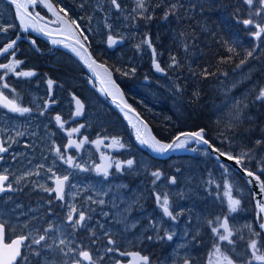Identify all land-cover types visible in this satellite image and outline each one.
Returning <instances> with one entry per match:
<instances>
[{
    "label": "rangeland",
    "instance_id": "obj_1",
    "mask_svg": "<svg viewBox=\"0 0 264 264\" xmlns=\"http://www.w3.org/2000/svg\"><path fill=\"white\" fill-rule=\"evenodd\" d=\"M70 1L72 6L67 11L71 13L72 21H75V24L79 26L77 29L82 42L121 65L118 67L122 73L124 72V76L120 77V81L126 84L127 91L131 97L137 99L142 111L153 116L162 114L161 119L164 121L162 125L171 126L170 123H172L173 128H178L182 132L196 131L192 130V124L188 120L182 101L180 87L168 67H165L167 71L165 77H158L152 72L151 51L147 43L144 42L151 36V28L145 21L146 11L138 8L137 0H117L121 6L119 12L114 10L111 0ZM250 8L251 19L255 23L264 25V10H261L260 15L255 14L260 9V5L254 4ZM13 18L10 8L0 0V30L7 29L5 35H0V40H7L17 33V24L15 25ZM51 21L55 22L53 18ZM246 27H248L249 37L255 46L254 55L232 74L222 76L210 87L209 108L213 114L212 135L220 143L235 149L236 153L227 150L224 152L233 157H240L242 164L254 168L255 171L251 172L264 182V140L260 145H251V148L249 147L250 149L247 150L241 146L240 137L233 128L240 123L255 122L259 113L264 110V100L256 99L260 89L264 88V33L260 38H256L253 33L257 29L253 25H246ZM170 32V41L180 45L178 33L171 30ZM109 35L124 38L128 45L112 52L109 51L105 46ZM16 52L10 53L3 62V64H13L12 70L4 69L3 72L6 77L10 78L8 80L11 87L8 90L9 97L24 99V91L18 92L17 90L18 82L24 83L22 87H25L26 83L34 87L41 79L37 71L34 70L37 64H29L26 67L22 62V55ZM156 52L159 61L161 52L157 49ZM14 61H19V63H14ZM52 62L50 64L54 67H62L65 70L55 72L52 77L43 78V81L60 82L65 86L85 91L88 103L86 128L88 164L90 165L93 157L97 156L98 151L105 153L104 147L109 143H115L120 151L112 154L110 163H113L114 159H121L124 161L126 172L139 174L142 177L140 181H136L132 188L138 186L135 192L139 199L145 194L143 199L149 203L150 211H140L141 207H138L137 200L115 194L119 188L130 187L123 183L108 182L122 181L114 179L112 171L108 170L109 174L105 178L104 175H99L95 169H90L88 165L86 168L82 163L80 167L88 169L83 171L74 166L77 164L75 159L72 166V181L76 182L66 190L63 199H57V194L54 191L45 190L52 189L51 180L54 176L52 171L54 166L61 164L58 158L62 152L61 149L58 154L55 149L62 148V145L51 139L49 125L42 123L41 120L44 116L40 95L37 90H32L31 107L22 101L16 104L19 107L29 108L28 113H14L8 109L3 111L6 113L5 116L0 114V132L3 133L8 147L11 148L22 143L28 144L25 149L12 152V156L8 157L10 163L3 167L0 166V174H10L16 185L23 184V187L27 189L25 192L32 193V196H28L27 193L26 196L35 198L38 208L43 209L41 215L47 216V213L52 212L55 207L61 210L63 216L58 220L65 224L68 232L73 234V238H70L65 245H59V240L63 239L60 235L67 228H59V225L54 226L52 222L55 218L51 217L47 229L51 226L52 230L47 233L46 241L38 247L33 246L32 243L29 244L31 247H27L23 255L26 259H21L17 264H74L75 259L79 258L78 253L81 250L91 251L96 264H117V262L130 264L131 259L126 255L118 257L114 251L110 255V260L107 261V246L98 249L89 243L84 244L82 241L76 240V238L80 239L81 233L89 238L95 226L102 228L103 233L100 235H104L105 240L108 239L105 231L114 240L117 235L124 236L123 245L118 242L115 246L111 245V247L118 248L119 253L137 252L142 254L148 250L153 251L154 245L162 241L163 243L156 246V251L160 256L164 255V251L167 253L152 264H181L185 260H189L192 264H217L220 253H216L213 247L217 243L220 244L221 251L233 259L234 264H249V262L250 264H264V262L252 258L250 247L252 241H255L257 248L260 249L258 254H264L263 235L258 228L260 219H257L252 193L246 181H242L226 164L218 162L202 146L192 145L187 150V152L192 151L191 155L186 154L169 160L162 161L151 157L142 159L138 156L141 151L132 127L119 115L116 116L115 108L111 102L106 100L87 77L85 78L80 73V67L78 68L68 57L57 53L54 54ZM67 70L73 71V73L70 74ZM20 72H32L34 75H17ZM51 101L52 99H49L43 103L48 104ZM37 108H39L38 111ZM165 109L169 110L170 114L166 113ZM79 126V123H71L69 129L72 138L75 135H80L79 131H73ZM261 130L264 134V126L261 127ZM92 135L94 136L92 137ZM204 138H206V133ZM134 148L136 150L131 151ZM71 151L73 158L78 157L79 148L71 145ZM102 157L104 158L106 155L103 154ZM129 159L134 162L131 167L126 164ZM201 164L207 166L206 171L200 168ZM0 165H3L1 160ZM154 171L162 173L160 179L155 183H153L155 178L151 175ZM170 175L175 176L177 180L175 187L168 183ZM155 193L161 194V199L163 194H167L170 211L177 215L175 221L165 218L161 207L160 210L156 209ZM132 195L135 196L133 193ZM232 199L240 201L236 211L230 209V200ZM100 200H103L104 203H98ZM94 203L103 205L108 210L98 209L94 212V209L90 207ZM72 207L77 209L74 218L81 211L88 217L83 227L73 228L67 223V216ZM133 211H137V215L131 220L128 217L132 215ZM0 212H3L1 202ZM94 215H97L95 222ZM108 215L110 216L109 221H103ZM32 217L36 219L35 216ZM225 218H227L229 230L232 232L230 237L234 242L232 244L218 241L217 234L212 231V228L215 227L220 234H226L221 227ZM29 220L23 218V223L29 225ZM150 223L155 225V230L150 227ZM116 224L118 228L115 227ZM132 224H135V227H132ZM37 228V224H31L30 230L27 231L28 234H33ZM136 228L139 230L132 233ZM84 229L90 233L85 235ZM41 231L44 230L41 229ZM166 232L174 233L171 241L166 238L156 239L157 233L164 236ZM129 233L132 235L129 236ZM148 236H152L153 239L148 240ZM46 245H51V247ZM70 249H75V251H70ZM36 252L40 254L36 255ZM81 264H86V262L82 260Z\"/></svg>",
    "mask_w": 264,
    "mask_h": 264
},
{
    "label": "trees",
    "instance_id": "obj_2",
    "mask_svg": "<svg viewBox=\"0 0 264 264\" xmlns=\"http://www.w3.org/2000/svg\"><path fill=\"white\" fill-rule=\"evenodd\" d=\"M173 5L175 8L172 7ZM144 6L147 14L145 21L151 28V36L146 39L154 44L152 45L155 46V51L157 49L161 52L159 63L162 68L165 70V67H168L175 77L181 90L188 120L192 124V130L203 129L206 139L216 149L236 153L235 149L220 143L212 135L213 114L209 108L210 87L222 76L232 74L254 55V43L249 37L248 27L243 23L244 20L251 19V8L245 0H145ZM166 14L167 18H165ZM170 30L178 33L180 45L170 41ZM127 45L128 42L125 40L123 46ZM87 47L93 57L104 65L118 83L127 100L150 126L160 142H170L182 132L178 128H173L172 123H170L171 126L162 125L164 123L161 119L162 114L158 116L145 114L141 105L137 103V99L131 97L127 91L126 84L120 81V77L124 76V72L122 73L118 67L121 65L107 58L102 52L95 51L92 46ZM249 52L252 53L251 56L248 55ZM173 57L178 65H173ZM80 73H83L82 69ZM87 79L94 85L88 76ZM95 88L97 89L96 86ZM100 94L109 100L102 92ZM165 111L170 114L169 110L165 109ZM115 112L122 118L116 109ZM127 124L131 126L128 122ZM263 126L264 110L259 113L255 122L240 123L233 128L240 137L241 146L248 150L251 145H260L264 140L261 130ZM256 140L260 143L258 144ZM240 165L243 169L255 171L246 164L241 163ZM227 167L242 181H245L236 170L228 165ZM200 168L203 171L207 170V166L203 164ZM262 244L264 250V235Z\"/></svg>",
    "mask_w": 264,
    "mask_h": 264
},
{
    "label": "flooded vegetation",
    "instance_id": "obj_3",
    "mask_svg": "<svg viewBox=\"0 0 264 264\" xmlns=\"http://www.w3.org/2000/svg\"><path fill=\"white\" fill-rule=\"evenodd\" d=\"M3 1V0H2ZM51 3L55 6L57 11L64 16L67 20L70 21L72 24V16L71 13L67 11V9H70L72 6V3L70 0H50ZM4 5H6L8 8H10L12 12V16L14 17V23L15 25L17 24V33L15 35L11 36L7 40H0V49H3L12 42L13 40L16 41L15 46L13 51L7 53L6 55L2 56L0 58V64H3V62L8 58L10 53L12 52H19L22 56L21 58L23 59V64L26 65V67L29 64H37L34 67V70L37 71L39 74V78L41 81L38 82L37 86H30L29 83H26L25 87H22V84H24L22 81L18 82L17 90L18 92L24 91V99H13L10 96V93L8 90L11 89L9 86L8 80L10 79L9 77L5 76V73L3 72V68H0V94H2L3 97H6L8 101H12L15 104L18 102L22 101L23 103H27L28 106H32L31 100H32V90H37V93L40 95V101L42 103V114L44 117H42V123L47 124L48 129L51 133V139L54 140L55 142L60 143L62 145V148H58L59 151L62 149V152L60 153V157L58 160H60L61 164L58 166H54L53 169V178L51 180V187L54 189L56 187V178L60 177L63 178L65 175L68 176V181L65 182L64 184V189H63V194L66 192L67 189L71 188V185L74 184L76 181H72V166H70L68 163L65 162L67 157H72V151H71V145H76L79 144V155L78 157L76 156L73 158V160H76L77 164H85V167L88 165L90 169H97L98 167L103 168L105 166L110 165V167L107 168V171L110 170L112 171V174L114 175V179L117 180H122V181H108V182H115L118 184H125L132 188L135 184L136 181H140L142 177H140L139 174H131L129 172H126V167L124 164V161L121 159H114V162L110 163V160H112V154L119 152L120 150L117 148L115 143H109L104 147V152L105 153H100L98 151L97 156H94L90 165L88 164V159H87V149H88V134L86 133V128H87V117H88V103L86 99V94L85 91L82 89H78L76 87H70V86H65L60 82H53L51 86L49 85V80L43 81V78L46 77H52L55 72H61L64 71L62 67H54L50 63L52 62L53 56L55 53L61 54L65 57H68L71 61H73L79 69H82L81 66L76 62L71 56L66 54L65 52L58 50L54 48L53 46H50L47 44L44 40H42L40 37L36 36L33 33L24 31L21 25L18 23L14 10L13 8L4 2ZM114 6V5H113ZM60 9H64V12L67 13V15H64V12H60ZM115 10V7H114ZM121 10V6L119 10H115L116 12H119ZM29 11L32 12H39L40 16L43 19H40L41 22L46 23L50 25L51 27H61V22L58 21L57 18L53 17L45 8L42 4L37 5L36 7H29ZM56 22H52L51 19ZM74 27L75 31L77 32V35L79 36L81 40V36L79 34V30L76 27V24H72ZM0 35L6 34V31H3L2 29L0 30ZM82 41V40H81ZM35 42V43H33ZM16 52V53H17ZM48 64V67L46 65ZM83 70V69H82ZM68 73L72 74L73 71L67 70ZM82 75L87 77V74L83 70ZM7 85V87H4V85ZM55 91V92H54ZM16 98V97H15ZM49 99H52V101L48 104H44L43 102L48 101ZM77 101H79V109H77L76 104ZM9 108L4 107L3 102H0V114L6 115L5 110H8ZM37 111L39 108L36 109ZM79 111V115L77 112ZM59 116L61 118L60 123H57L56 117ZM116 116H118L116 114ZM71 123L76 124L79 123L78 131L80 132V135H75L73 138L70 135V126ZM61 124L63 127H61ZM84 132V134H82ZM96 132V131H95ZM3 133L0 132V143H3L4 147H6L8 150L4 153H0V157H2L1 163L3 165H0L1 167L5 166L7 163H10L8 157L12 156V152L19 150V149H25L28 144L27 143H22L19 144L18 146L8 147V144L6 143L5 137L2 135ZM79 136V137H78ZM94 135H92L93 137ZM96 136V135H95ZM19 143V142H18ZM16 144V143H15ZM77 148V147H76ZM57 149V148H56ZM55 149V152H56ZM99 149V148H98ZM136 150L135 148L131 151ZM139 150L141 151L138 156L142 157V159H146L150 157L146 151L139 146ZM108 153V154H107ZM103 154L106 155V157H102ZM61 155L64 157V159H61ZM13 161V160H12ZM11 161V162H12ZM164 161V160H162ZM120 163L121 169L117 170L116 169V164ZM96 165V166H95ZM81 169H84L83 167H80ZM87 168V167H86ZM2 175H7L8 176V181L5 182V187H7V184L12 185L13 190H8L4 192H0V202L2 203V209L3 212H0V222L5 224V237H4V242L5 243H11L12 240L18 238L19 236H27L29 239L26 241L25 244H31L32 240L34 238H37L39 235H43L44 231H41V229L45 230L48 227L49 220L51 217H54L52 224L54 226L59 225V228H67L65 227V224L59 221L63 214H61V210L56 209V207L52 210V212L47 213V216L41 215V211L43 209L38 208V204L35 201V198L28 197L32 196L31 192H25L27 189L23 187V184L16 185V183L13 181V178L11 177L12 175L10 174H2ZM99 175H103L102 172H99ZM34 181V180H31ZM170 185V184H169ZM177 185V181L175 182V185L172 187H175ZM171 186V185H170ZM138 186L130 189L127 187H124L125 189L129 190L131 193L136 195L135 189ZM147 189H149L147 187ZM117 191V190H116ZM145 191V189H144ZM143 191V192H144ZM26 193L28 196H26ZM56 194V192L54 191ZM156 194H154V201H155V206L156 209L160 210V206L156 202ZM144 195L139 199L137 198V201L139 202L138 207H141L140 211H150V205L147 201H145ZM134 196V195H133ZM81 198V197H80ZM52 205H54L52 203ZM94 207V212H96L98 209H96V205L90 206ZM101 210V209H99ZM108 210V209H106ZM161 211L163 213V210L161 208ZM133 217H136L137 211H133ZM164 215V214H163ZM32 216H35L36 219H33ZM95 220H97V215H94ZM165 217V216H164ZM23 218H28L30 219L29 225H26L23 223ZM169 218V217H165ZM59 219V220H58ZM61 223V224H60ZM31 224H37V229L35 232L31 235L28 234V230L31 228ZM144 224V223H142ZM136 230H139V228H136L135 230L132 231V233ZM85 235L89 234L90 231L87 229H84ZM103 233L102 228L99 226L94 227V231L91 233L92 235L89 236H84L83 233L80 234V239L76 238L77 241H82L84 244L89 243L92 245V247H97L98 249H102L105 246L111 247V245L107 244V240L104 239V235H100ZM132 233H129L132 235ZM64 235H68L69 238H73V234L68 232L65 229L64 232L60 235L64 239ZM66 241V242H67ZM43 243V242H42ZM163 243L160 241L159 243L155 244L154 250H148L140 254L141 256H147L149 258V264L154 263L156 260H159L161 257L166 255L167 251H164V255L162 254L161 256L159 253L156 251V246ZM35 247H38L36 244H32ZM27 247H24L22 250V255H24V251L26 250ZM90 254L93 257L94 260V255L89 251ZM113 252H107V261L110 260V255ZM114 253L119 257L120 253L119 251H114ZM137 253V252H135ZM129 259H131L130 264L132 263L133 256L131 255H126ZM21 260V259H20ZM19 260V261H20ZM18 261V262H19ZM86 264H89L88 261H84ZM182 264V263H181Z\"/></svg>",
    "mask_w": 264,
    "mask_h": 264
},
{
    "label": "snow or ice",
    "instance_id": "obj_4",
    "mask_svg": "<svg viewBox=\"0 0 264 264\" xmlns=\"http://www.w3.org/2000/svg\"><path fill=\"white\" fill-rule=\"evenodd\" d=\"M10 2H11V4L15 5L16 14H17L18 18L20 19L21 23L23 25H25V30H27V27H34L35 22L37 20L43 19L40 16L39 12L29 11L30 6L34 8L37 5L42 4L45 7H47L50 11L53 10V7H52L51 3L49 2V0H10ZM144 2H145V0H137V6H138V8L146 11V9L144 8ZM245 3L249 7H252L254 4L260 5V9L257 10L255 13L256 15H260L261 10H264V0H245ZM111 4L114 5L117 9L120 8V4L117 2V0H111ZM172 7L175 8V5H173ZM59 11L64 12V9H60ZM64 15L66 16L67 13L64 12ZM147 18L150 19V17H147ZM165 18H167V14H166ZM57 19H58V21H62V18L59 16L58 13H57ZM29 22H31V23H29ZM243 23L245 25H253L255 27V29H257L253 33V35L256 38H260L261 34L264 33V25H262L260 23H255L252 19H246L243 21ZM72 24H75V21H72ZM76 27H79V26L76 25ZM2 30L6 31L7 29H2ZM38 30L44 31L43 29H38ZM84 39L86 40L87 37L85 36ZM144 42L147 43L149 45V47H151V41L150 40L146 39ZM15 43H16V41L13 40L11 43L7 44V46L5 48L0 49V52H5V53L8 52L9 49H12L14 47ZM33 43H35V42H33ZM53 43H56V41H53ZM76 43L78 45H80V49H83L84 46H83V44L80 43L79 40H77ZM108 43H109V46H111V45L116 43V40H114L113 37L111 35H109ZM72 50L77 52V54L81 56V59H83L84 62L86 64H88L89 68H93L95 61H92L90 57H86V56L82 55L81 52L77 48H73ZM248 55L251 56L252 53L249 52ZM172 62H173V65H178V62L176 61L175 57L172 58ZM14 63L18 64L19 61H14ZM242 63H243V61H242ZM97 67H100V66H97ZM155 67H156V70L159 72L164 71L160 67L159 63H156ZM0 68L7 69V70L11 71L13 68V64H0ZM93 70H95V69H93ZM105 74L107 75V70H105ZM17 75L31 76V75H34V73H32V72H20V73H17ZM48 83L51 86L52 81L49 80ZM4 87H7V85L5 84ZM113 87H115L114 84H113ZM117 92H118V89H117ZM256 99L257 100H264V88L260 89ZM0 102H3L4 107L9 108V110L14 112V113L24 114V113H28L30 111L29 108L19 107L14 102L8 101L6 97L2 96V94H0ZM77 104L79 105V101H77ZM125 107H129V109H130V106H128V105H125ZM77 114L79 115V111L77 112ZM60 120H61V118L59 116H57L56 117L57 123H60ZM61 127H63L62 124H61ZM73 131H78V130L73 129ZM138 132H139V130H138ZM203 133H204L203 129L196 131V132H192V133H183V134H181V136H183V139L181 138V136H177L171 143H167V144L161 143L155 137H149L147 139H144L138 135L137 138L140 139L141 144L148 145L153 151L158 152V153H164V152L168 151L169 149H173V148L184 147L185 144L189 140H195L197 143H203L205 145H208L211 148L212 146L209 144V141L204 138ZM18 135H20V133H18ZM257 143L259 144L260 141H257ZM76 147L79 148L80 145L77 144ZM7 150L8 149L6 147H4L3 143H0V153H4ZM213 150L218 152L219 156L226 157L228 160H235L236 164L242 163V159L240 157H233L231 154L221 152L219 149H213ZM56 152L59 154L58 148L56 149ZM0 159H2V157H0ZM61 159H64V157L62 155H61ZM65 162L68 163L70 166H73V158L72 157H70V156L67 157ZM133 163L134 162L131 159L126 161V164L128 167H131L133 165ZM74 166L77 168H80L79 164H75ZM108 167H110V165L105 166L103 168L98 167L96 169V171L98 173L102 172L104 177L107 178V176L109 174L107 171ZM116 169L117 170L121 169L120 163L116 164ZM82 170L87 171L88 169L85 168ZM49 171H51V169H49ZM151 175L155 178V180L153 181V183H155L156 180L160 179L162 173H160L159 171H154L151 173ZM247 175L251 177L254 175V173H252L251 171H248ZM255 179L259 181L260 177L256 176ZM6 181H8V176L0 174V192L13 190L12 185L10 183L7 184V187H5ZM66 181H68L67 175H65L63 178L57 177L56 181H55L56 187L54 189H45V190L46 191H55L57 194V199H63V189H64V184ZM170 182L175 183L176 182L175 177L171 178ZM261 189H262V191H264V182H261ZM156 202L162 208L163 214L165 216L169 217L173 221H175L177 219V215H174L173 212L170 211L169 199H168L167 194H163L162 199H161V194H156ZM98 203L103 204L104 201L100 200V201H98ZM239 203H240L239 200H234V199L230 200L231 211H236V207L239 205ZM260 207H261V212H264V204H262ZM76 213H77V209L75 207H72L69 210V213L67 216V223L70 224L73 228L83 227L85 225V222L88 219V217H86L85 213L83 211H81L78 213V216H76V218H74V215ZM105 215H107V213H105ZM131 226L135 227V224H132ZM150 227H152L153 230H155V225L150 223ZM221 227L224 229L225 233H227V234H220L217 228H215V227L212 228L213 233L217 234L218 241H220V242L226 241L228 244L234 243L230 239V237L232 236V232L229 230L227 218L224 219V222L221 224ZM260 227H261V229H264V223H261ZM51 230H52V228H51V226H49L48 229L44 230L45 234L39 235V237L36 239H33L31 243L36 244V245H41L42 242L46 241V239L48 238L47 233ZM105 235L108 236L107 244L115 246L117 241L114 240L109 235V233L107 231H105ZM173 235H174V233L170 234V233L166 232L164 236H160L157 233L156 239L162 240V239L166 238L167 240L171 241L173 239ZM256 235H259V233H256ZM4 237H5V224L0 222V264H14V262L17 260V258L26 259V257H24L21 253V248L22 247H31V245L25 244V241H27L29 238L27 236L22 235L16 239L12 240L11 243H4ZM147 239L152 240L153 237L148 236ZM66 243L67 242L64 239L59 240V245H65ZM46 246L49 248L51 247V245H46ZM213 247H214L216 253H220V259H218L217 264H234L233 259H231L228 255H226L224 252L221 251V247H220L219 243L214 244ZM250 247L252 249V258L254 260L264 262V254H258L260 252V249L257 248L255 241H252L250 243ZM61 251H63V249H61ZM70 251H75V249H70ZM106 251L107 252H113V251H119V249L115 248V247H108V248H106ZM39 254H40L39 252H36V255H39ZM120 255H131L134 258H137L138 260L142 261L143 264H149V258L147 256H141L139 253L121 252ZM78 257L79 258L75 259L74 264H81L82 260L88 261L89 264H96V261L93 260L92 255L87 250H81L78 253ZM117 264H119V262H117ZM184 264H190V262L188 260H185ZM249 264H250V262H249Z\"/></svg>",
    "mask_w": 264,
    "mask_h": 264
},
{
    "label": "water",
    "instance_id": "obj_5",
    "mask_svg": "<svg viewBox=\"0 0 264 264\" xmlns=\"http://www.w3.org/2000/svg\"><path fill=\"white\" fill-rule=\"evenodd\" d=\"M3 1L6 2L7 4H9L13 8L16 19L24 31L35 34L36 36L40 37L42 40H44L50 46H53L54 48L65 52L66 54L71 56L76 62H78V64L85 71L88 78L94 83V85L97 87V89L100 92H102V94H104L110 100V102L113 104V106L119 112V114L124 118V120H126L132 126L137 143L139 144L140 147H142L146 151V153L150 157H152L154 159H159V160H169V159L177 158V157H180V156H183L186 154L191 155L192 151L189 150L187 152V149L189 147H191L192 145L204 147L205 144H203V143H197L195 140H189L185 144L184 147L173 148V149H169L168 151H166L164 153H158V152L153 151L148 145L141 144L140 139L137 138L138 135L144 139H147L149 137H155L150 126L141 117V115L132 106V104L127 100L123 90L118 85V83L113 79V77L108 73V71H107V75L105 74L106 68L104 67V65L101 62L97 61L93 57L90 49L80 40L79 36L77 35V32L75 31V29L72 26V24L70 23V21L67 20L64 16H62L57 11V9L51 3V1L49 0V2L51 3V5L53 7V10L50 11L47 7H45L44 5L43 6L53 17L57 18V13L59 14V16L62 18V21H60L61 27H58V28L51 27L50 25L43 23L40 20H37L35 22V26L34 27H27V30H25V25H23L21 23L20 19L18 18L17 14H16L15 5L11 4L10 0H3ZM115 10L118 11L119 9H117L115 7ZM29 23H31V22H29ZM38 29H43L44 31H39ZM113 39L116 40V43L111 45V46H109L108 38L106 40L105 46L109 51H114L117 48H120L125 44V41L123 39L116 38V37H113ZM77 40H79L80 43L83 44V46H84L83 49H80V45H78L76 43ZM53 41H56V43H53ZM73 48H77L81 52L82 55H84L86 57H90L92 61H95L93 68H89L88 64H86L84 62V60L81 59V56L78 55L77 52L72 50ZM149 48H150L151 53H152V63H151L152 72L158 77L166 76V74H167L166 71L162 68L159 61L157 60V54H156V51H155L153 45L151 44V47H149ZM13 49H14V47L12 49H9L8 52H6V53L0 52V58L2 56L6 55L7 53L13 51ZM156 63H159L160 67L164 71H162V72L157 71L156 67H155ZM97 66H100V67H97ZM93 69H95V70H93ZM113 84L115 85V87H113ZM117 89H118V92H117ZM125 105L130 106L131 110L129 109V107H125ZM76 107H77V109H79L78 104H76ZM138 130H139V132H138ZM196 131H199V130H196ZM196 131L182 132L177 136H181V134H183V133H192V132H196ZM203 134L205 135V132ZM181 138L183 139V136H181ZM174 139H172V141ZM172 141L165 142V143L161 142V143L167 144V143H171ZM212 153H214L213 157L217 161H219L221 163H225L229 167L236 170L246 181V183H247V185H248V187L252 193V196H253V200H254V204H255L256 212H257V218L259 219V217H261V222L258 223V228L264 235V229H261V227H260V224L264 223V212H261V207H260L262 204H264V191H262V189H261V182L262 181L256 180L255 179L256 175H253L251 177L248 176L247 175L248 171L243 169L240 164H236L235 160H228L226 157L219 156V153L216 151H212ZM173 177L174 176L171 175L168 179L169 184L171 186L175 185V183L170 182L171 178H173ZM175 181H176V178H175ZM165 217H167V216H165ZM223 222H224V220H223ZM25 243H26V241H25ZM23 248L24 247L21 248V253H22ZM19 259L20 258H17V260L14 262V264H16ZM131 264H143V262L138 260L137 258L133 257ZM182 264H184V262ZM190 264H191V262H190Z\"/></svg>",
    "mask_w": 264,
    "mask_h": 264
},
{
    "label": "bare ground",
    "instance_id": "obj_6",
    "mask_svg": "<svg viewBox=\"0 0 264 264\" xmlns=\"http://www.w3.org/2000/svg\"><path fill=\"white\" fill-rule=\"evenodd\" d=\"M115 194L117 195V196H125V197H128V198H131L132 200H137V196L135 195V196H133L132 195V193L129 191V190H127V189H125V188H119L116 192H115ZM119 203V202H118ZM93 205H96V209H101V210H106V209H108V208H106L105 206H103V205H98V203H94ZM93 205H91V206H93ZM121 206V205H120ZM119 206V207H120ZM93 209H94V207H92ZM109 215L106 217V219L105 220H103V221H109ZM129 219H131V220H133L135 217H133V213H132V215L130 216V217H128ZM117 225V224H116ZM115 225V227L116 228H118V225L116 226ZM129 236H130V234H129ZM69 238V236L68 235H64V240L65 241H67V239ZM116 241L118 242V243H120V244H122L123 242H124V236L123 235H117L116 236ZM123 245V244H122ZM63 249H65L64 247H63Z\"/></svg>",
    "mask_w": 264,
    "mask_h": 264
}]
</instances>
